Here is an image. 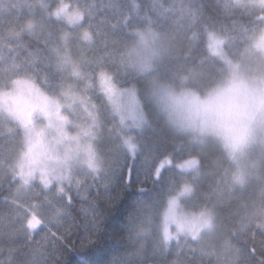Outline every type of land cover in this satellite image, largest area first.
Segmentation results:
<instances>
[{
    "label": "trees",
    "instance_id": "obj_1",
    "mask_svg": "<svg viewBox=\"0 0 264 264\" xmlns=\"http://www.w3.org/2000/svg\"><path fill=\"white\" fill-rule=\"evenodd\" d=\"M59 1L43 0V6L39 0H0V77L7 70L13 80L27 77L45 94H57L64 76L53 62L50 46L60 31L71 29L44 13ZM63 1L80 7L81 25L92 37L84 53V70L107 71L118 86L137 87L147 122L133 156L120 152L105 172L70 187L66 196H17L18 185L0 186V264H264V231L255 228V238L251 234L257 222L264 223V176L256 189L234 182L232 164L217 151H200L174 131L144 96L143 76L125 70L120 60L132 30L149 25L180 36L185 48L157 70L168 84L202 94L222 76V71L212 74L211 62L219 60L207 51L208 31L223 36L226 55L237 60L249 35L264 28L263 9L230 0ZM41 19L45 27L24 29L28 21ZM179 77H184L183 84ZM45 80L57 85L55 92L44 86ZM11 157L0 173L8 171ZM194 157L198 165L193 170L175 166ZM166 158L171 164L157 174ZM129 168L131 184L126 179ZM185 183L195 191L185 199L191 210L205 206L208 194L206 207L217 213L213 230L198 240L182 238L168 247L139 241L137 225L154 216ZM31 211L40 221L32 234L26 227Z\"/></svg>",
    "mask_w": 264,
    "mask_h": 264
},
{
    "label": "rangeland",
    "instance_id": "obj_2",
    "mask_svg": "<svg viewBox=\"0 0 264 264\" xmlns=\"http://www.w3.org/2000/svg\"><path fill=\"white\" fill-rule=\"evenodd\" d=\"M234 4L255 9H263L258 0H230ZM39 3L45 6L43 0ZM45 18L64 21L71 30H62L56 37V43L50 46L52 59L64 76L63 84L56 95H47L55 99L61 106V115L66 117L67 137L53 146L52 159L47 162L48 171L35 174V191L32 187L18 184L17 196L24 194H46L66 196L70 187H77L87 177H96L105 172L112 159L120 152L134 155L138 139L146 126V115L138 95V88L120 87L114 77L107 71L90 74L83 68L85 49L92 43L90 32L81 25L82 11L78 5L70 6L60 0L53 8L46 9ZM45 27L44 20H30L24 29ZM215 38L225 41L224 37L214 31L207 33V51L210 41ZM264 28L252 32L244 46L239 59H230L221 45L223 57L215 56L223 63L222 76L206 91H197L165 82L157 67L164 60L178 54L186 46L184 39L177 35L166 34L151 26L132 30V38L127 43L120 60L125 70L142 75L144 78L143 94L154 111L160 115L171 128L181 134L186 141L209 154L219 152L232 164V180L238 184L258 188L264 176ZM230 63H225L224 61ZM179 77L180 82H185ZM15 80H25L24 77ZM107 80L112 86L111 93L102 86ZM35 84V83H34ZM226 90L218 100L209 102L210 94L217 89ZM70 92L76 102L69 107L71 101L61 93ZM111 96V99L109 98ZM96 97V99H95ZM118 100V105L113 101ZM2 130V129H0ZM227 145V146H226ZM18 154H13L10 164H15ZM190 158L175 163L183 171L194 168L185 167ZM171 164V160H162L157 169ZM239 176L240 181L234 179ZM41 180L49 181L44 188ZM181 189V188H180ZM180 189L166 198L162 207L154 216L142 220L136 227L137 237L143 243L158 242L168 247L180 239L198 240L209 234L216 223L217 213L213 215V227L180 230L170 221L167 224L168 235L165 238V215L168 201L177 196ZM186 194L180 196L178 203L187 213L191 210L185 205ZM180 209H178L179 211ZM40 221L34 211L26 221V227L32 234ZM197 232L193 239V233Z\"/></svg>",
    "mask_w": 264,
    "mask_h": 264
},
{
    "label": "snow or ice",
    "instance_id": "obj_3",
    "mask_svg": "<svg viewBox=\"0 0 264 264\" xmlns=\"http://www.w3.org/2000/svg\"><path fill=\"white\" fill-rule=\"evenodd\" d=\"M261 7H264V0H258ZM219 0H217V4ZM223 40L213 38L208 48L215 56L223 57L221 45ZM261 43H264L262 41ZM230 63L229 61H224ZM17 71L19 70V66ZM213 76L219 74L223 70V63L213 59L211 62ZM51 79H56L55 74H52ZM45 87L52 88L53 92L57 87L56 84H50L48 80L43 81ZM104 86L111 93L112 86L109 81L102 80ZM226 90L217 89L215 94H210L209 102L221 98ZM67 100L71 101L69 107L76 102L70 92L61 93ZM111 99V96L109 97ZM118 105V100L113 101ZM61 106L55 99H50L36 84L25 80H13L5 70L4 76L0 77V166L8 156L18 154L19 159L15 164L8 166V171L0 173V186L8 183L15 187L18 184L22 187H32L35 191L34 183L35 174L39 171L46 174L48 171L47 162L52 159L51 153L55 151L53 141L56 144L61 143L67 137L66 125L68 120L61 115ZM227 146V145H226ZM196 160H190L185 167L194 168ZM127 183L131 184V169L126 173ZM154 179L159 177L154 175ZM195 179V178H194ZM240 181L239 176L234 177ZM49 181L41 180L44 188L49 186ZM11 191V188H10ZM39 194V193H37ZM188 195L189 198L195 195L192 184L185 183L177 196L172 197L168 201V208L165 215V238L168 235L167 224H176L177 228L193 229L213 227V215L210 209L206 207L208 194L205 193V206L199 211L187 213L181 209L178 199L180 196ZM9 198L5 197L7 201ZM261 203L264 204V195L261 196ZM178 209H180L178 211ZM223 226V225H222ZM255 228L264 231V223L257 222L252 231V237L255 238ZM198 233H193V239ZM234 233L229 232V235ZM255 251V249H253Z\"/></svg>",
    "mask_w": 264,
    "mask_h": 264
}]
</instances>
